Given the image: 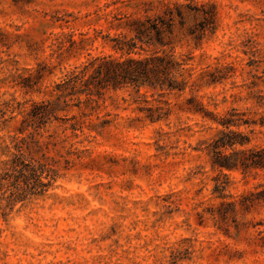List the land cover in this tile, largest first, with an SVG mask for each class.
<instances>
[{
  "label": "rangeland",
  "instance_id": "1",
  "mask_svg": "<svg viewBox=\"0 0 264 264\" xmlns=\"http://www.w3.org/2000/svg\"><path fill=\"white\" fill-rule=\"evenodd\" d=\"M189 2L214 4L217 20L199 42L187 34L191 16L176 23L172 50L192 56L184 93L110 88L95 108L70 101L45 125L20 132L33 105L56 100L57 83L72 71L94 57H120L112 39L132 36L131 21ZM250 38L264 59V0H0V172L15 140L30 134L50 143L57 161L45 195L8 206L0 193V264H264V200L251 202L264 168L223 169L221 198L220 170L206 151L233 108L255 121L240 127L250 138L244 148L264 147L256 99L264 61L252 65L244 53ZM191 97L216 119L195 111ZM156 106L168 114L151 121ZM223 201H237L235 215Z\"/></svg>",
  "mask_w": 264,
  "mask_h": 264
},
{
  "label": "trees",
  "instance_id": "2",
  "mask_svg": "<svg viewBox=\"0 0 264 264\" xmlns=\"http://www.w3.org/2000/svg\"><path fill=\"white\" fill-rule=\"evenodd\" d=\"M188 16H191L195 23L189 27L187 34L197 42L203 39L207 31L213 32L216 28L217 12L214 4L198 5L191 2L176 4L163 14L134 19L129 23L132 36H116L112 39V48L121 53L120 57L112 55L94 57L81 68L72 71L63 81L57 83L56 100L33 105L29 120L28 118L24 120L25 125L20 128V132H24L28 126L45 125L52 116H55L56 111L66 110L70 101L76 102L75 106L78 107L85 105L86 108H95L98 98L110 88L132 87L136 92L146 88L157 92L159 96L184 93L190 83L188 73L191 68L188 64L192 56H177L172 48L176 23L183 27L185 17ZM244 46V53L250 55L252 65L264 61L257 58L261 51L259 41L250 38L246 40ZM168 47L171 49L166 51ZM140 50L150 53L141 55ZM225 69L227 67L218 68L211 73V82L216 83L224 79ZM256 99L259 106L264 107V93L259 91ZM190 100L197 102L198 108L194 109L195 111L216 119V115L207 111L195 97H191ZM148 111L147 117L151 121H159L168 114L161 106L149 107ZM243 116L245 115L233 108L226 116L219 118L217 122L223 128L211 139L206 148L211 157L212 168L220 170L215 178L214 191L221 198H225L229 186L228 176L222 173L223 169H241L247 173L264 168V147L244 148L250 143V138L240 131V127L255 121L245 119ZM261 122L264 125V120ZM78 123L75 122L72 129L78 130L80 128ZM29 137L31 140H27ZM49 144L39 143L33 134L15 140L10 158L5 161L0 172V193L8 206L43 196L54 186L57 180V161L47 155ZM251 195L256 197L251 201L252 204L257 200H264V188ZM236 203L237 201H223L220 207H230V212L235 215ZM218 214L223 220L229 217L228 211L219 210Z\"/></svg>",
  "mask_w": 264,
  "mask_h": 264
}]
</instances>
